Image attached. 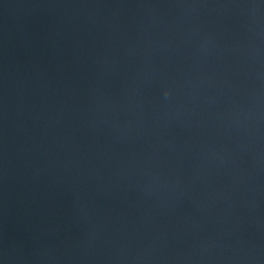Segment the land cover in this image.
Segmentation results:
<instances>
[{"label":"water","instance_id":"water-1","mask_svg":"<svg viewBox=\"0 0 264 264\" xmlns=\"http://www.w3.org/2000/svg\"><path fill=\"white\" fill-rule=\"evenodd\" d=\"M0 264H264V0H0Z\"/></svg>","mask_w":264,"mask_h":264}]
</instances>
